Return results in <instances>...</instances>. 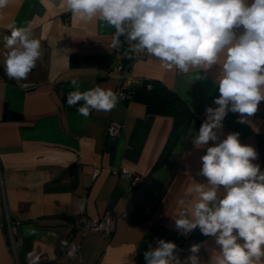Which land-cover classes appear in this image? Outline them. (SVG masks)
<instances>
[{"label": "crops", "instance_id": "0c3cea01", "mask_svg": "<svg viewBox=\"0 0 264 264\" xmlns=\"http://www.w3.org/2000/svg\"><path fill=\"white\" fill-rule=\"evenodd\" d=\"M12 27H30L41 43L37 66L22 81L4 71L2 37ZM114 33L102 22L73 18L62 0H10L0 10V264H27L29 252L40 255L38 264H145L143 253L157 239L174 242L182 260L192 244L204 242L199 255L205 261L218 248L214 237L198 228L181 235L173 219L192 179L206 182L197 175L206 150L196 149L191 139L206 118V106L217 107L218 66L190 82L146 54L133 64L134 75L160 81L192 111L176 137L170 135L172 117L148 114L135 99H119L111 111L93 110L85 118L79 105H67V94L75 90L71 81L82 92L96 86L114 91L107 70L116 52L129 48L124 37L112 48ZM239 115L229 112L218 134L223 139L238 132L241 144L256 150L253 163L264 171V101L248 123H238ZM110 121L124 123L114 138L106 134ZM111 166L128 174L112 173ZM104 213L113 217L112 233L80 239L75 219ZM7 220L15 228L14 248ZM30 229L36 234L29 235ZM79 240L80 262L69 258L61 243Z\"/></svg>", "mask_w": 264, "mask_h": 264}, {"label": "clouds", "instance_id": "9594fccd", "mask_svg": "<svg viewBox=\"0 0 264 264\" xmlns=\"http://www.w3.org/2000/svg\"><path fill=\"white\" fill-rule=\"evenodd\" d=\"M10 0H0V10ZM73 18L82 23L99 21L115 29L112 48L121 37L128 51L146 54L161 68L178 72L190 82L204 78L218 66L214 84L217 107L206 106L205 120L191 142L206 150L200 157L198 176L206 182L192 183L178 201L173 219L186 235L197 228L215 239L205 261L199 255L204 242L192 244L183 260L174 242L157 239L143 253L145 264H264V171L253 163L256 150L241 144L238 132L220 138L223 120L239 113L238 123H248L264 101V0H62ZM4 71L10 79L26 80L37 66L41 43L30 27H12L3 35ZM67 94V105L77 106L87 118L91 111H111L120 96L99 86ZM81 102H83L81 104ZM213 142L209 146V142ZM29 235L36 230L30 229ZM67 256L75 259V243L62 241ZM41 257L29 252L27 264Z\"/></svg>", "mask_w": 264, "mask_h": 264}, {"label": "built area", "instance_id": "2783aa9c", "mask_svg": "<svg viewBox=\"0 0 264 264\" xmlns=\"http://www.w3.org/2000/svg\"><path fill=\"white\" fill-rule=\"evenodd\" d=\"M128 49L116 52V62L107 70L108 78L114 82V92L119 94L120 100L123 102H127L131 99L132 87L141 84L144 80L141 77L134 75L132 70L135 61L140 59L144 54L130 53ZM123 127L124 123L119 121H110L106 126V134L108 137L114 138L120 134ZM110 171L115 174H128V171L123 167L111 166ZM97 172L98 169H95V174ZM139 179L140 178H137V180ZM7 223L10 243L12 248H14L16 243L15 228L10 225L9 220H7ZM73 227L75 232L79 234L80 239L90 233L110 235L113 230V217L111 213H104L98 217H87L85 215H81L75 219ZM68 243L76 244L78 248L76 259L80 262L83 249L81 240L69 241ZM67 251L68 249L66 248V253Z\"/></svg>", "mask_w": 264, "mask_h": 264}, {"label": "trees", "instance_id": "16d2710c", "mask_svg": "<svg viewBox=\"0 0 264 264\" xmlns=\"http://www.w3.org/2000/svg\"><path fill=\"white\" fill-rule=\"evenodd\" d=\"M131 94L130 100L141 101L148 114L173 118L171 137H176L184 131L194 116L184 100L158 80H143L141 84L132 87Z\"/></svg>", "mask_w": 264, "mask_h": 264}]
</instances>
